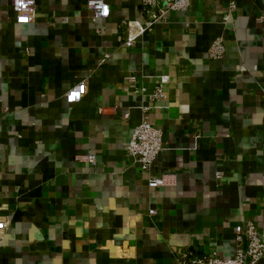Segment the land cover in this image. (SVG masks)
I'll return each mask as SVG.
<instances>
[{"label": "crops", "instance_id": "crops-1", "mask_svg": "<svg viewBox=\"0 0 264 264\" xmlns=\"http://www.w3.org/2000/svg\"><path fill=\"white\" fill-rule=\"evenodd\" d=\"M88 1L37 0L19 24L0 0V264L233 258L238 225L264 233V0H191L132 47L141 0H103L98 20ZM144 118L165 143L151 174L175 180L157 190L127 152Z\"/></svg>", "mask_w": 264, "mask_h": 264}, {"label": "built area", "instance_id": "built-area-1", "mask_svg": "<svg viewBox=\"0 0 264 264\" xmlns=\"http://www.w3.org/2000/svg\"><path fill=\"white\" fill-rule=\"evenodd\" d=\"M191 0H141L140 19L124 22L129 27L126 45L132 47L144 35L151 33L160 23H168L173 11H185L190 6ZM88 8L92 11L93 19H104L110 15V7L103 0H89ZM12 8L19 24H30L36 20L38 5L37 0H12ZM236 10V4L230 3L229 12L224 20L227 22ZM226 53L225 40L218 37L211 45L208 56L211 60H221ZM168 82L167 77H162L154 93L155 100L164 98L163 85ZM87 93L85 82L72 87L65 95L69 103L80 102ZM163 132L156 128L147 118L135 128L134 135L129 143L127 152L135 159L143 172L149 174V188L157 190L167 187L175 182L174 176L168 173L152 175L151 169L158 155L164 150ZM85 161L95 164L96 155L91 154L84 158ZM156 211H151L155 215ZM10 225L7 220H0V247ZM236 254L233 258H222L217 254L196 255L191 251H181L175 256V264H260L264 258V233L252 222L238 225L235 229Z\"/></svg>", "mask_w": 264, "mask_h": 264}]
</instances>
